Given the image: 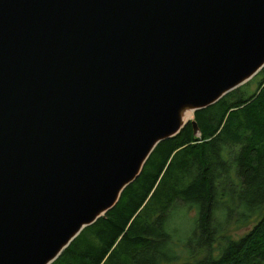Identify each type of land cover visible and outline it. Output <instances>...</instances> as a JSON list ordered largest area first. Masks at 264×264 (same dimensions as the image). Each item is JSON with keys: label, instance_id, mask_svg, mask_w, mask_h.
<instances>
[{"label": "water", "instance_id": "1", "mask_svg": "<svg viewBox=\"0 0 264 264\" xmlns=\"http://www.w3.org/2000/svg\"><path fill=\"white\" fill-rule=\"evenodd\" d=\"M263 68L264 0H0V264L53 263Z\"/></svg>", "mask_w": 264, "mask_h": 264}, {"label": "trees", "instance_id": "2", "mask_svg": "<svg viewBox=\"0 0 264 264\" xmlns=\"http://www.w3.org/2000/svg\"><path fill=\"white\" fill-rule=\"evenodd\" d=\"M255 77L253 92L245 84L193 114L199 137L188 123L160 142L114 207L51 264H264V68ZM184 208L196 213L189 254L208 252L193 262L179 261L169 231ZM259 214L245 236L209 254L231 225Z\"/></svg>", "mask_w": 264, "mask_h": 264}, {"label": "rangeland", "instance_id": "3", "mask_svg": "<svg viewBox=\"0 0 264 264\" xmlns=\"http://www.w3.org/2000/svg\"><path fill=\"white\" fill-rule=\"evenodd\" d=\"M254 77L252 78V80L246 83L247 86L245 88L248 92H253L256 89L259 79ZM188 123L191 122L189 121ZM195 137H199V134L197 133ZM230 156L232 157V153H228V155L225 157L227 159L226 161H229V159L231 158ZM262 214L256 215L251 220L247 221L242 225H231L224 234H222L219 238L217 237L218 239H216V241L212 243L211 248L209 249V254L213 258H216L219 255V251L226 240L236 241L245 236V234L253 228V226L256 224L257 220H259V217ZM195 216L196 213L194 212V210L189 211L185 208L182 211L171 215L172 218L170 219L169 231L172 234L174 241L179 245V247L175 248L176 252L179 255L181 254V256H183L182 259H180L179 261L182 260L184 262H193L203 258V256L208 253L207 251L197 252L194 249L192 251L193 255H190L188 252V250L192 248V243H188L187 238L188 235H190L193 231V222L196 218ZM175 230L176 232L174 233ZM183 246L184 248H182Z\"/></svg>", "mask_w": 264, "mask_h": 264}, {"label": "bare ground", "instance_id": "4", "mask_svg": "<svg viewBox=\"0 0 264 264\" xmlns=\"http://www.w3.org/2000/svg\"><path fill=\"white\" fill-rule=\"evenodd\" d=\"M252 80V79H251ZM233 92V91H232ZM192 118V113L190 111L184 114V121H188Z\"/></svg>", "mask_w": 264, "mask_h": 264}]
</instances>
